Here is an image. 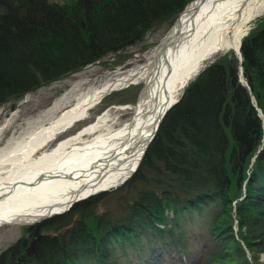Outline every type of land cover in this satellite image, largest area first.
Wrapping results in <instances>:
<instances>
[{"label":"trees","instance_id":"16d2710c","mask_svg":"<svg viewBox=\"0 0 264 264\" xmlns=\"http://www.w3.org/2000/svg\"><path fill=\"white\" fill-rule=\"evenodd\" d=\"M181 1L0 0V104L124 50ZM257 24L241 39V63L233 51L219 54L166 111L125 183L146 186L120 220L85 211L94 198L85 199L27 226L0 264H264V21ZM78 208L69 226L54 228Z\"/></svg>","mask_w":264,"mask_h":264},{"label":"bare ground","instance_id":"6f19581e","mask_svg":"<svg viewBox=\"0 0 264 264\" xmlns=\"http://www.w3.org/2000/svg\"><path fill=\"white\" fill-rule=\"evenodd\" d=\"M263 13L264 0H193L146 61L71 97L70 104L22 136L11 135L0 146V223H35L120 185L137 170L160 117L203 63L224 51L240 55L248 23ZM141 82L132 118L110 127L105 110L57 139L85 122L108 93Z\"/></svg>","mask_w":264,"mask_h":264},{"label":"rangeland","instance_id":"374dc122","mask_svg":"<svg viewBox=\"0 0 264 264\" xmlns=\"http://www.w3.org/2000/svg\"><path fill=\"white\" fill-rule=\"evenodd\" d=\"M53 1L65 2L67 0ZM191 1L193 0H182V7L176 9L175 13L171 15L169 19L150 28L148 31H146L142 38L125 47L124 50L108 53L93 63L84 65L78 70L71 71L70 73L63 75L56 80L50 81L47 84L38 86L33 91L26 93L17 100L11 99L0 104V128L3 127L0 130V146L4 145L5 141L9 139L11 135L20 137L23 134L21 135L19 133L38 126V124H41L40 121L42 123H44V121L46 122V118L48 119L54 114H57L62 109V107L64 108L68 105V103L70 104L75 99V96L80 92H84L91 87L98 86L105 80L115 77L114 75L124 73L128 68L146 61V55H149L152 50L161 42L162 37L168 33L176 18ZM263 21L264 13L260 16H257L256 18H253L251 22H249L250 24L248 23V29L244 36L251 29L254 30V27L257 23L262 24ZM220 52H222V50ZM233 53L239 58V54L234 51ZM215 58L216 55H212L210 58H208L201 66L200 71L211 61H214ZM240 66L241 65H239V68ZM142 86V82L138 84H131L130 86L124 87L120 90L108 93L102 98L99 104L89 111V117L85 122L75 124L68 132L57 136V139H61L69 134H74L80 126L84 125L86 122L92 121L96 115L99 113L101 114L102 111L105 110H108L107 120L110 127H115L116 125L132 118L133 109L131 106L137 103ZM71 97L74 99L71 100ZM66 99L67 101H65ZM65 102L67 103L65 104ZM55 105H57V107ZM53 106L56 107L57 110L53 109ZM30 122H32L34 125H32ZM126 182L122 183L120 186H116L115 188L92 194L87 198L75 202L69 207L67 211L64 212V214L69 212L75 204L85 199L94 198V200L91 202V206L85 209V211H91V213L96 214L95 216L98 218H102L108 222H116L120 220L119 218L126 212L127 208L133 202V199L136 196L135 190L143 189L146 186L139 185V188L131 183L125 184ZM132 185L133 187H131ZM98 194L101 195L96 196ZM81 211L82 208L76 209L69 216H66L65 219L60 222L59 226L55 225L54 228H60V230H62L64 227L60 226H69L78 216H80L79 212ZM53 216L43 218L34 224L43 223V221ZM86 219L89 218L87 217ZM30 225L33 224L18 226L14 224L0 223V254L12 244L16 243L22 234L27 235L26 227ZM190 230L191 227L188 226V237H190V233H192ZM190 240L192 239L190 238ZM122 260L124 261L125 259ZM260 260H264V254L261 255Z\"/></svg>","mask_w":264,"mask_h":264},{"label":"water","instance_id":"95a60500","mask_svg":"<svg viewBox=\"0 0 264 264\" xmlns=\"http://www.w3.org/2000/svg\"><path fill=\"white\" fill-rule=\"evenodd\" d=\"M238 53H239V51H238ZM239 60H240V56H239ZM240 61H241V60H240ZM239 70H240L239 81H240L241 83H243V84H246V83H244V82L242 81V77H240L241 74H242V72H241V71H242V70H241V66H240ZM177 101H178V100H176L173 104H175ZM252 103L255 105V107H257V106H256V103H255V100H254L253 97H252ZM173 104L169 105V106L167 107V109L165 110L164 114L160 117V119H159L157 125L155 126L154 133H153L151 139L154 138V136L156 135L157 130H158V127H159V125H160V123H161V121H162V119H163V117H164L166 111H167V110H168ZM259 111H260V110H259ZM260 116H262L261 113H260ZM151 139H150V141H151ZM150 141H149V143H150ZM149 143L147 144L146 148L148 147ZM146 148H145V150H146ZM145 150H144V153H143L142 157L140 158V161L138 162V165H137L138 167H139V165H140V163H141V161H142V158H143V156H144V154H145V152H146ZM133 172L135 173L136 171L134 170ZM133 172H132V174H130L128 177H126V178L121 182V184L124 183L125 181H127V180H128L133 174H134ZM121 184H120V185H121ZM104 191H106V190H104ZM87 197H88V196H87ZM87 197H84V198H87ZM84 198H82V199H84ZM82 199H79V200H82ZM79 200H78V201H79ZM75 202H77V201H75ZM75 202H73L72 204H74ZM72 204H71V205H72ZM71 205H70V206H71ZM70 206H69V207H70ZM69 207H68L67 209H65L64 211H62V212H58V213H56V214H54V215H59V214L64 213L65 211H67V210L69 209ZM52 216H53V215H52ZM47 218H48V217H47ZM31 224H34V223H31Z\"/></svg>","mask_w":264,"mask_h":264}]
</instances>
